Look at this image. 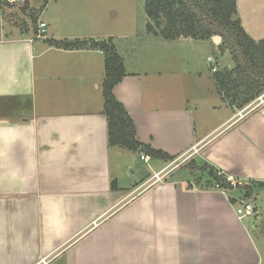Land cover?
Instances as JSON below:
<instances>
[{
    "label": "crops",
    "instance_id": "obj_1",
    "mask_svg": "<svg viewBox=\"0 0 264 264\" xmlns=\"http://www.w3.org/2000/svg\"><path fill=\"white\" fill-rule=\"evenodd\" d=\"M9 14L0 13V264H37L45 257L51 264H264L258 226L236 215L239 198L198 189L193 174L181 171L152 185L154 174L171 163L165 160L143 161L146 170L127 175V149L109 145L103 114L104 54L57 49L48 40L113 38L126 68L114 94L138 141L175 160L197 146V164L253 187L251 200L264 191V106L236 122L239 110L222 100L213 79L210 93L221 99L207 112L222 117L210 127L195 115L191 83L174 88L165 75L172 67L137 54L131 33L59 36L61 17L49 14L45 37H14L6 28ZM238 14L251 38L262 40L264 0H238ZM147 36L159 39L145 48L153 55L159 46L169 52V43L195 42ZM126 44L133 63L123 54ZM197 67L180 74L211 79Z\"/></svg>",
    "mask_w": 264,
    "mask_h": 264
},
{
    "label": "trees",
    "instance_id": "obj_2",
    "mask_svg": "<svg viewBox=\"0 0 264 264\" xmlns=\"http://www.w3.org/2000/svg\"><path fill=\"white\" fill-rule=\"evenodd\" d=\"M33 1L27 0L20 14L30 21V25L28 21H23L26 29L24 33L35 36L40 15L51 0H41V8L36 10ZM6 11L4 8V13ZM145 12L149 19L147 32L165 41L180 38L211 41L215 36L222 37L219 50L222 54L229 52L234 67L219 69L213 73V79L218 94L233 109H243L264 94V38L255 41L246 32L238 18V0H145ZM15 14L10 13L8 17L20 19ZM48 44L62 50H98L104 54L103 114L108 120L110 146L146 153L152 159L167 162L175 160V157L138 141L132 118L116 98L114 89L126 77V68L113 38L102 41L51 39ZM188 168L196 175L202 190L216 189L217 185L225 191L234 189L225 175H219L220 171L206 162H192ZM260 187H264V184ZM237 189L243 192L245 199L252 198L253 187L245 185ZM231 202L236 203L233 199Z\"/></svg>",
    "mask_w": 264,
    "mask_h": 264
},
{
    "label": "rangeland",
    "instance_id": "obj_3",
    "mask_svg": "<svg viewBox=\"0 0 264 264\" xmlns=\"http://www.w3.org/2000/svg\"><path fill=\"white\" fill-rule=\"evenodd\" d=\"M32 4L35 10L40 9L42 1L34 0ZM48 5L49 14L51 15V17H61V22L56 28L57 33L60 34L59 36H75L77 34L78 36L86 37L88 35L93 36V33L100 34L106 32L107 30H109V32L113 34L131 33L135 37L133 38L134 43L138 47H140V49L136 52L137 54L143 55L147 58L158 56L157 58L160 63H162L163 65H167V67H172L171 70L165 72V75L170 76L174 79V88L188 86L191 83L188 91V98L193 100L194 103L198 104L195 110V115L197 116L199 121L205 119L206 125L208 124L210 127H212L217 123L216 121L218 120V118L222 117V114L220 112H207V106H209V104H212V102L214 101L216 103L217 99H221L219 98L216 90H214L213 95L212 93H210L213 91L212 88L210 89L209 87V85L212 86L213 83V77L211 76L212 63H209L207 61V58H213L215 62H218L220 69H232L234 67V62L229 52L221 54L220 50L213 43V41L211 42L213 47L210 43L208 44L207 42H203L202 40H200V42H197L198 40H195L193 44L189 42L187 46H182L177 42L172 44L169 43V52L165 47L159 46L157 49H155L156 53L155 55H153V53L149 52V50L145 51V48L149 47L151 49L152 45L158 43L159 39L155 40L156 42H153V40H150L147 36L148 32L146 30V27L149 23V19L145 12V0H51ZM49 14L47 15L43 13L40 17V21H45V19H48ZM15 15L20 19L7 20L6 22L8 26H6V28L13 34L14 37L22 36V34L26 31L25 25H23L22 23L23 21L28 20L20 13H17ZM28 23L30 25V21H28ZM31 30L32 27H30V31ZM30 34L31 33H28L27 35ZM90 39L95 40V38L91 37L83 38V40ZM128 46L129 45L126 44V48L123 50V54L126 59L130 57L131 62L133 63L136 60L135 55H133L132 51L129 50L130 46ZM183 47H185V49H183ZM127 54L129 57H127ZM191 67H197L199 69L202 68V70L204 69V72L209 75L211 79L209 80L205 78L203 79V81H198L196 80L198 79V76H195L196 74L190 76L180 74L184 69ZM133 68L139 69V66H134ZM181 69L183 70L181 71ZM183 76H185L186 79H184V81H181L180 79ZM187 77H190L192 80L188 79ZM127 151L124 152L125 157L123 158V165L125 167V172H127V175H133V173H135L139 169H147V164L139 159L142 153L139 155L138 153H131V151ZM196 159L197 156L192 158L189 162L182 166L185 168H182L180 166L179 168L173 170L172 174L177 171H181L182 173H192L193 175L191 176V178L193 179L196 188L201 189V185H198L197 183L196 175L188 168V166L192 162L197 163ZM149 163L151 164L152 161ZM175 165L176 164H174V166ZM154 182L155 180L152 178L150 180V183H152L153 185ZM255 187L257 188V186ZM228 192L230 195L239 198L238 203L241 201L252 202L255 204V206L259 207V213L256 214L253 218H247L246 221H251L253 225L258 226V230H256V232L254 233V236L257 239L258 244L264 249V237L260 233V231L264 233V191H261V195L257 196L255 200L245 199L242 194L243 192L239 191V189H233Z\"/></svg>",
    "mask_w": 264,
    "mask_h": 264
},
{
    "label": "built area",
    "instance_id": "obj_4",
    "mask_svg": "<svg viewBox=\"0 0 264 264\" xmlns=\"http://www.w3.org/2000/svg\"><path fill=\"white\" fill-rule=\"evenodd\" d=\"M26 2L27 0H0V5H1L0 13L1 15L4 14V8L5 10L10 11V13H21L22 9L25 7ZM47 29H48V23L39 20L37 23V33L35 34V37L37 39L45 37L47 33ZM208 62L212 63L211 70L213 73L219 70V67L217 64H215L213 58H209ZM262 106H264V94L258 97L257 100L251 103L250 105L239 110L237 112V115L235 116L236 122L247 118L249 115L257 111ZM199 152L200 149L196 146L191 150V152H189L190 154L188 153H187L188 155L184 154L180 158L171 161V163L168 166H166L165 168L154 174L153 179L155 180V182L153 183V185L156 183L164 182L172 174L173 170L179 168L180 166L181 167L184 166L192 158L196 157L199 154ZM140 159L148 163L152 158L148 156L146 153H142ZM174 164L176 165L174 166ZM219 175H225V174L220 171ZM225 177L227 178V181L233 186L234 189L246 185L242 181L235 179L233 176L225 175ZM216 187L217 189H220V186L217 185ZM256 214H257V208L255 204L252 202L241 201L236 206V215L240 220L253 218ZM97 226H98L97 222H94V227ZM52 260L53 258L45 257L41 259L37 264H51Z\"/></svg>",
    "mask_w": 264,
    "mask_h": 264
},
{
    "label": "water",
    "instance_id": "obj_5",
    "mask_svg": "<svg viewBox=\"0 0 264 264\" xmlns=\"http://www.w3.org/2000/svg\"><path fill=\"white\" fill-rule=\"evenodd\" d=\"M212 40L214 41V43H216L217 45L220 44L222 42V38L220 36H215L212 38Z\"/></svg>",
    "mask_w": 264,
    "mask_h": 264
}]
</instances>
